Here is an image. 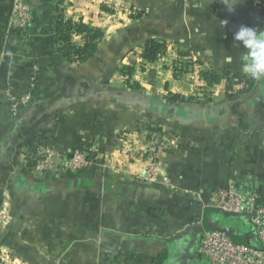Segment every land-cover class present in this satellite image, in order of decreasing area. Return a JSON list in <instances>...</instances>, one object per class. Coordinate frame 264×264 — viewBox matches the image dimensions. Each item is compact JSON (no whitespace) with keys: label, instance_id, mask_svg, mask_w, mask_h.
Wrapping results in <instances>:
<instances>
[{"label":"crops","instance_id":"0c3cea01","mask_svg":"<svg viewBox=\"0 0 264 264\" xmlns=\"http://www.w3.org/2000/svg\"><path fill=\"white\" fill-rule=\"evenodd\" d=\"M60 1L32 0L20 33L14 0H0V246L29 264H204L200 240L212 228L260 246L250 215L223 212L212 196L231 182L264 205V79H247L234 39L241 26L264 30V0H63L67 17L104 32L81 63L53 30ZM149 39L167 51L142 66ZM183 52L221 81L176 77ZM134 63L131 77L121 73ZM27 92L32 102L10 115L9 93ZM155 137L169 148L149 181L142 157ZM43 142L68 156L99 146L106 162L36 175L28 156Z\"/></svg>","mask_w":264,"mask_h":264},{"label":"built area","instance_id":"2783aa9c","mask_svg":"<svg viewBox=\"0 0 264 264\" xmlns=\"http://www.w3.org/2000/svg\"><path fill=\"white\" fill-rule=\"evenodd\" d=\"M65 9V8H64ZM34 5L32 0H14L11 10V29L16 32H24L33 20ZM66 11V9H65ZM79 19H81L79 17ZM76 19V20H79ZM90 24L91 20L86 21ZM75 36H80L75 34ZM142 66L149 62L140 59ZM200 69L193 65L187 72L193 84L198 86L200 83H206L201 77ZM244 83L240 84V88ZM33 100V93L23 94L9 93L8 104L10 112L16 116L21 107L30 104ZM167 148H169V139L165 137H155L150 145L144 151L142 160L146 162L147 168L141 173L147 180H154L159 174V164ZM33 154V153H32ZM31 154V155H32ZM146 154V155H145ZM35 164L32 172L36 175H43L46 172L71 171L78 172L89 168L91 165L101 159L102 164L106 162L101 155L92 157L86 150H77L72 155H66L50 144L42 143L35 149ZM213 205L223 212L233 214H249L251 221L257 226L260 246L252 243H241L222 228H212L206 230L201 237L199 250L204 256V264H264V205L258 201L257 194L249 189H240L233 183L219 187L212 196ZM5 219V217H4ZM0 219V226L5 220ZM11 258L10 253L4 247H0V262L4 263ZM14 263L26 264L22 259H15Z\"/></svg>","mask_w":264,"mask_h":264},{"label":"trees","instance_id":"16d2710c","mask_svg":"<svg viewBox=\"0 0 264 264\" xmlns=\"http://www.w3.org/2000/svg\"><path fill=\"white\" fill-rule=\"evenodd\" d=\"M63 0L59 2L57 6L56 14H55V22L53 25V30L55 32L57 41L60 45L61 53L65 56V58L72 62H85L89 60L97 51L98 43L103 38L104 32L101 28H98L90 23L85 22L82 18L79 20H75L71 17H67L65 13L64 7H62L61 3ZM12 10V8H11ZM10 10V12H11ZM35 18V9L33 11V20ZM32 20V21H33ZM81 35V41H76L74 35ZM143 52L141 54V58L144 61L152 63L157 61L161 56H163L167 51V45L163 41H159L156 39L146 40L143 45ZM186 52H183L181 56L173 63L174 75L176 77H182L186 74L194 65V61L190 60L186 56ZM137 69L136 63L134 64H125L121 68V73L126 75L127 77H131L133 72ZM201 77L206 81L207 86L213 87L217 83L221 81L223 76L213 68H203L200 71ZM249 81L253 80L252 77L247 78ZM191 97L186 98L181 94H169L167 99L170 101H186ZM9 114H10V107ZM11 115V114H10ZM150 135L153 133H159V136H164L165 133L160 130V128L149 127ZM47 144L48 142H43ZM49 144V143H48ZM81 150H86L90 153L92 157L98 156L99 151H101L99 146L93 147L91 144L86 146L85 148H81ZM35 151L32 155H29L27 166L29 170H32L35 159H34ZM99 164L102 163L101 159H98ZM96 161V163L98 164ZM92 168L90 166L87 169ZM86 170V169H85ZM83 171V170H81ZM81 171L75 172L80 173Z\"/></svg>","mask_w":264,"mask_h":264},{"label":"clouds","instance_id":"9594fccd","mask_svg":"<svg viewBox=\"0 0 264 264\" xmlns=\"http://www.w3.org/2000/svg\"><path fill=\"white\" fill-rule=\"evenodd\" d=\"M227 2L228 0H225V3ZM234 39L247 50L241 55L242 71L253 79H264V30L241 26ZM227 59L231 61V57Z\"/></svg>","mask_w":264,"mask_h":264},{"label":"rangeland","instance_id":"374dc122","mask_svg":"<svg viewBox=\"0 0 264 264\" xmlns=\"http://www.w3.org/2000/svg\"><path fill=\"white\" fill-rule=\"evenodd\" d=\"M0 247H4V248H6L7 250H8V252L10 253V255H11V258H9L7 261H5L4 263H1L0 262V264H18L17 262L16 263H14L13 261L15 260V259H22V258H20L19 256H17L16 254H14L13 252H11L10 250H9V248H7V247H5V246H0ZM23 260V259H22ZM26 264H29V263H27L25 260H23Z\"/></svg>","mask_w":264,"mask_h":264},{"label":"water","instance_id":"95a60500","mask_svg":"<svg viewBox=\"0 0 264 264\" xmlns=\"http://www.w3.org/2000/svg\"><path fill=\"white\" fill-rule=\"evenodd\" d=\"M227 232H229V234H231V236L235 239V240H237V237L234 235V234H232L229 230H226ZM237 242H239V241H237ZM241 243H244V242H241Z\"/></svg>","mask_w":264,"mask_h":264}]
</instances>
